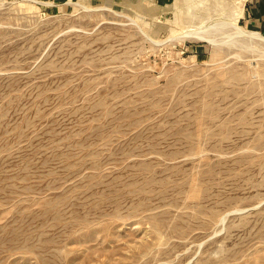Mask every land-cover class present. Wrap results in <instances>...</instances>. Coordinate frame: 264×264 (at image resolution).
I'll list each match as a JSON object with an SVG mask.
<instances>
[{"label":"rangeland","instance_id":"374dc122","mask_svg":"<svg viewBox=\"0 0 264 264\" xmlns=\"http://www.w3.org/2000/svg\"><path fill=\"white\" fill-rule=\"evenodd\" d=\"M247 1L0 0V264H264Z\"/></svg>","mask_w":264,"mask_h":264},{"label":"crops","instance_id":"0c3cea01","mask_svg":"<svg viewBox=\"0 0 264 264\" xmlns=\"http://www.w3.org/2000/svg\"><path fill=\"white\" fill-rule=\"evenodd\" d=\"M167 1L170 0H162L163 3ZM244 22L246 26L264 33V0L247 1Z\"/></svg>","mask_w":264,"mask_h":264},{"label":"bare ground","instance_id":"6f19581e","mask_svg":"<svg viewBox=\"0 0 264 264\" xmlns=\"http://www.w3.org/2000/svg\"><path fill=\"white\" fill-rule=\"evenodd\" d=\"M194 0H184V4L189 5L193 3ZM81 5V4H80ZM189 5V6H191ZM82 6V5H81ZM83 7H85L86 9L87 6L83 5ZM185 8V7H184ZM188 11V10H187ZM238 38H242L245 40H248L250 42H254L255 44L258 45H263L264 46V34H262L260 31L258 30H249V29H245L244 27L242 28L241 26H237L235 24V32H234ZM190 36L192 37H196V38H207L210 41H212L213 39L208 37V35H206L204 33L203 30H196V31H192L190 33ZM259 52V51H258ZM264 52V51H263ZM227 74V73H226ZM232 79V78H231ZM241 79V78H240ZM216 80V79H215ZM243 81V80H242ZM213 88V87H212ZM258 93V91L256 92ZM260 93V92H259ZM251 96V95H250ZM210 108V107H209ZM211 110V109H210ZM209 110V111H210ZM212 112V111H211ZM215 112V111H214ZM196 168V167H195ZM189 181V180H188ZM197 181V180H196ZM193 194V193H192Z\"/></svg>","mask_w":264,"mask_h":264}]
</instances>
